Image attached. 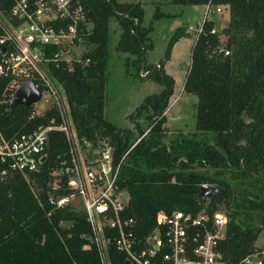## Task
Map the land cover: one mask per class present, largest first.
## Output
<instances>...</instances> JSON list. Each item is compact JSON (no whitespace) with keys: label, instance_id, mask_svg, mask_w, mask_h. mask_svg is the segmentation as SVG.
<instances>
[{"label":"trees","instance_id":"trees-1","mask_svg":"<svg viewBox=\"0 0 264 264\" xmlns=\"http://www.w3.org/2000/svg\"><path fill=\"white\" fill-rule=\"evenodd\" d=\"M170 1L228 9L227 23L219 30L204 17L190 46L182 81V89L195 96L190 134L164 141V109L174 79L163 63L173 43L188 35L185 24L175 26L156 64L141 67L160 89L145 94L129 112L131 125H116L103 112L109 19H115L119 28L114 47L134 55L136 73L151 47V24H141L138 1L71 0L82 7L90 23L88 31L80 24L85 32L80 55L88 61L76 62L69 70L55 68L54 74L65 92L77 137L91 146L105 140L111 147L112 163H119L116 183L127 195L123 215L134 218L138 239L152 230L159 209L196 212L203 206L211 214L223 204L227 222L219 248L229 264H243L240 259L246 253L260 249L254 241L264 226V0ZM9 4L10 0H0L1 8ZM7 106L0 100V131L5 137L48 117L58 119L53 106L30 119L29 107L16 104L8 111ZM62 158L68 160L67 142L61 131L52 130L38 171L27 179L16 171L0 179V264H100L82 209L56 206L47 198L50 170ZM207 168L215 171L208 173ZM201 184L222 192L199 196ZM68 191L61 186L55 193ZM61 221L69 224L60 225ZM108 256L111 264L126 259L112 245Z\"/></svg>","mask_w":264,"mask_h":264},{"label":"built area","instance_id":"built-area-1","mask_svg":"<svg viewBox=\"0 0 264 264\" xmlns=\"http://www.w3.org/2000/svg\"><path fill=\"white\" fill-rule=\"evenodd\" d=\"M205 5L203 18L209 11L219 12L224 7ZM80 24L89 30L82 7L71 0H10L7 8L0 7V100L9 103L22 81L29 79L39 97L27 106V119L43 114L51 106L58 115L57 120L48 117L10 137L0 131V179L12 171L27 179L38 171L48 133L61 131L67 142L68 160L60 159L59 165L50 170L47 198L56 206L73 207L80 202L100 264H111L110 245L123 252L129 264H229L219 248L227 222L222 210L208 214L203 206L196 212L159 209L154 227L144 239L140 241L134 234V218L123 215L127 195L116 183L119 163H112V149L106 141L91 146L77 137L65 92L54 74L55 68L69 70L76 62L88 61L80 55L85 33ZM41 98L48 99V104L37 108L34 104ZM172 100L168 98L164 113ZM61 186L69 191L56 194ZM257 247L260 249L246 253L240 261L261 264L264 243Z\"/></svg>","mask_w":264,"mask_h":264},{"label":"rangeland","instance_id":"rangeland-1","mask_svg":"<svg viewBox=\"0 0 264 264\" xmlns=\"http://www.w3.org/2000/svg\"><path fill=\"white\" fill-rule=\"evenodd\" d=\"M126 2L138 1L143 9L141 24L147 26L151 24L148 31L151 47L145 51L139 69L133 63L134 55L127 52L118 51L114 44L118 37L119 28L115 19L108 21V50L109 56L106 64V78L104 82V103L103 112L105 116L119 126H130L131 119L128 117L134 107L140 103L145 94L158 91L160 85L145 77L146 70L141 68L149 63H157L162 57L165 44L177 25L185 24L188 35L179 37L172 45L168 59L164 61V68L173 79V89L169 96L170 103L167 109L164 133V141L169 143L174 137L190 134L194 126V102L195 96L182 89V81L186 67L189 64V50L195 37L197 28L203 19L206 5L204 4H177L170 0H117ZM214 8V5H211ZM156 13V15H155ZM206 18L213 19V27L219 30L226 25L228 19L227 7H222L219 12L209 11ZM221 40L224 36L220 35ZM80 46L84 47L83 40ZM128 56V59L126 58ZM45 97V96H43ZM48 99L41 98L34 105L39 108L48 104ZM140 119L142 126L145 121ZM195 169H200L195 166ZM215 171L207 168L208 173ZM221 175V174H219ZM35 192V187L30 184ZM206 200V199H205ZM74 208H81L80 202L73 205ZM220 209L226 208L220 204ZM225 212V211H224ZM263 229L257 235L254 245L264 243Z\"/></svg>","mask_w":264,"mask_h":264},{"label":"water","instance_id":"water-1","mask_svg":"<svg viewBox=\"0 0 264 264\" xmlns=\"http://www.w3.org/2000/svg\"><path fill=\"white\" fill-rule=\"evenodd\" d=\"M22 97H24L23 100H22ZM38 97H39V91L33 85L32 81L29 79H24L21 83V86L16 89L14 97L8 103V106H7L8 111H11L12 107L16 104H21L24 107H27ZM221 192H222V189L216 186L205 185V184H201L197 190V194L199 196H205V197L219 194ZM68 224L69 222L67 221L60 222V225H68ZM262 229H264V226L262 227ZM154 232L156 233L157 231L155 230ZM123 264H129L128 260H125Z\"/></svg>","mask_w":264,"mask_h":264},{"label":"crops","instance_id":"crops-1","mask_svg":"<svg viewBox=\"0 0 264 264\" xmlns=\"http://www.w3.org/2000/svg\"><path fill=\"white\" fill-rule=\"evenodd\" d=\"M205 5V4H204ZM212 21H213V19H212ZM214 26V25H213ZM188 31V30H187ZM164 64V63H163ZM163 68H164V66H163ZM164 70H165V68H164ZM166 71V70H165ZM167 118V117H166Z\"/></svg>","mask_w":264,"mask_h":264}]
</instances>
